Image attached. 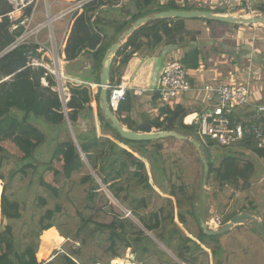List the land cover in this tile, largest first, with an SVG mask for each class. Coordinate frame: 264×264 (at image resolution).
<instances>
[{
  "label": "trees",
  "instance_id": "obj_1",
  "mask_svg": "<svg viewBox=\"0 0 264 264\" xmlns=\"http://www.w3.org/2000/svg\"><path fill=\"white\" fill-rule=\"evenodd\" d=\"M223 1L225 8L213 9L199 7L192 0H94L85 7L72 27L65 49L67 60H70L67 62L80 61L75 76L88 84H69L70 98L66 102L85 159L68 133L67 140L58 142L49 163L41 167L35 164V154L47 142V135L32 123V118L43 119L58 128L67 127L64 102L56 90L57 79L52 74L46 75L43 68L28 66L26 46L0 59V192L3 183L0 264H43L38 260L42 235L52 229L67 241L64 251L55 253L45 264H113L129 249L142 259V264H164L159 258L165 253L155 249V241L144 229L173 249L185 264H210L203 246L212 249L214 258L223 253L220 237L206 235L201 224L198 223L200 233L196 241L184 233L175 222L176 206L172 199H167L168 209L158 207L155 186L166 191L165 181L169 176L161 155V140L135 142L122 138L101 111L100 86L96 93L90 86L100 85L107 51L138 19L167 10L199 9L224 14L228 5ZM232 1L227 0L228 4ZM241 6L245 7V2ZM257 6V11L264 13V0ZM10 9L0 0L1 15ZM115 11L116 16L112 17ZM190 34L183 19L156 20L140 27L114 56L109 84L120 83L122 68L143 48L154 50L163 44L178 46ZM12 42L13 36L5 21L0 24V54ZM198 57L197 51L190 52L182 63L197 69L200 66ZM133 98V93L128 92L126 101L115 113L122 125L136 132L177 131L195 138L205 151L208 172L215 174L221 188H238L243 183L241 189L246 190L262 175L260 161L264 162V148H259L251 138L233 148H223L222 153L215 155L198 136L196 125L184 124L189 111L182 105L161 107L158 117L145 115L141 123H137L124 117V113L132 112ZM5 141L13 142L18 148L20 160L10 158L8 149L2 144ZM214 161L220 163L216 169H213ZM150 174L157 182L155 186ZM34 187L37 210L31 217L32 226H26L30 231L18 239L11 222L25 217ZM177 190L173 186L169 195L177 200L179 222L186 226L185 215L194 213L196 197L184 193L182 200ZM179 190L185 191L184 187ZM122 208L130 212L133 219L127 217ZM238 214L226 216L224 225ZM74 241H81L78 249H74ZM214 243L217 244L215 248L212 247ZM123 262L120 259L117 263Z\"/></svg>",
  "mask_w": 264,
  "mask_h": 264
},
{
  "label": "built area",
  "instance_id": "obj_2",
  "mask_svg": "<svg viewBox=\"0 0 264 264\" xmlns=\"http://www.w3.org/2000/svg\"><path fill=\"white\" fill-rule=\"evenodd\" d=\"M10 11L0 14V24L6 21L8 32L13 36L12 44L3 53H10L20 47H28L26 59L33 69H45L57 79L56 90L60 94L59 79L63 83V95L66 102L70 98L69 84L88 85L87 83L69 77L63 72L66 63L65 49L76 19L84 12L85 7L94 0H4ZM166 2V0H162ZM241 6L246 2L248 11L253 0H236ZM199 7L209 6L205 0H194ZM253 3V2H252ZM223 5V4H221ZM220 5V6H221ZM217 7V6H216ZM219 7V6H218ZM61 23V24H60ZM60 24L61 27L57 26ZM62 33L59 38V33ZM50 62L52 64H50ZM53 65V67L51 66ZM251 69V68H250ZM8 80V79H5ZM43 83L46 85L45 79ZM95 93L99 85H90ZM109 107L116 113L121 103L127 99L128 92L136 97H142L151 92L158 96L162 107L173 106L183 94L192 91L188 70L181 60L173 58L165 64L157 88L136 87L131 78H121L115 86L109 84ZM205 101L208 105L201 115H187L184 124L196 125L198 136L216 141L222 148H233L251 138L259 148H264V103L261 102L258 91L250 84L230 83L213 86H203ZM218 102L215 103V100ZM191 121H189V119ZM211 229H219L224 225L221 219L210 221ZM74 249L81 246V241H74Z\"/></svg>",
  "mask_w": 264,
  "mask_h": 264
},
{
  "label": "crops",
  "instance_id": "obj_3",
  "mask_svg": "<svg viewBox=\"0 0 264 264\" xmlns=\"http://www.w3.org/2000/svg\"><path fill=\"white\" fill-rule=\"evenodd\" d=\"M217 1L220 4L224 3L223 0ZM225 1L226 5H228L227 0ZM258 1L263 2V0ZM213 2L215 1H207L208 4H213ZM115 16L116 11L112 13V17ZM186 31L191 33L190 35L192 36H187L178 46L163 44L154 50L143 48L141 51L135 53L130 62L122 68L121 78L133 79L136 87L157 88L162 70L168 60L176 58L182 61L186 54L197 51L199 53L200 66L197 69H188L192 91L183 94L170 107L182 105L189 111L188 115L203 114L208 107L205 101V93L203 92V86L206 84L213 86L230 83L250 84L254 90L258 91L261 102L264 103V29L220 24L217 22L208 23L202 19H197L186 20ZM63 72L65 74L64 70ZM67 76L78 79L75 73H67ZM216 102H218V99L215 100ZM161 107L158 96L147 92L142 97L134 96L132 112L130 114L124 113V117H130L133 121L141 123L142 117L145 115H149L151 118L158 117ZM178 133L188 139L167 138L161 140L164 150L171 148L176 153L178 152V147L183 148L191 142V136L181 132ZM197 144H195L197 149H203L201 144L198 142ZM260 163L264 171V162L261 160ZM147 164L149 163L147 162ZM150 175L152 176V174ZM155 187L156 191L161 194L162 190H159L157 186ZM205 201L209 204L205 205ZM211 201L216 203L212 199L206 200L202 194L197 196L194 213L185 215L187 225L208 224L210 221H215L218 218L224 222L222 211H217V205L212 204ZM228 209L230 213L225 211V215L247 212L255 215L263 222L264 198L262 197L259 202H256L254 207L249 206L250 210L248 211H242L240 208L231 207V205ZM176 217L178 218V210ZM49 232H51L49 233L50 242L46 243L43 240L48 233L45 232L41 244L44 251L40 249L41 251L38 254V260L43 264L49 262L54 257V255L53 257H49L51 250H54L56 253H62L64 251L63 245L67 241L66 239L64 241L57 239V237H60V234L56 229H52ZM41 253H43L44 259H40L39 255Z\"/></svg>",
  "mask_w": 264,
  "mask_h": 264
},
{
  "label": "rangeland",
  "instance_id": "obj_4",
  "mask_svg": "<svg viewBox=\"0 0 264 264\" xmlns=\"http://www.w3.org/2000/svg\"><path fill=\"white\" fill-rule=\"evenodd\" d=\"M194 0H192L193 2ZM208 1V0H205ZM213 5L217 8L218 6L225 8V6L221 5L219 1L213 0ZM253 2V3H252ZM249 5H251V9L254 13H250L248 11L246 2L245 7L237 6L236 3H239L234 0L230 4H228V8L225 10L227 13L224 14H234V15H242V16H251V15H262L257 11V5H260L258 0H253ZM194 3V2H193ZM221 5V6H220ZM217 6V7H216ZM209 7V6H206ZM211 8V7H210ZM234 8V9H233ZM230 12V13H228ZM222 14V13H221ZM61 24V23H60ZM60 24L57 26L61 27ZM252 28H259L264 29L261 25L255 26H246ZM62 33H59V38H61ZM192 36V35H190ZM66 61H70L67 60ZM50 64H52L50 62ZM53 67V65H51ZM186 69H193L189 68L184 65ZM80 69L77 63H70L67 62L63 65V70L65 74L68 73H76ZM67 71V72H66ZM191 82V81H190ZM58 89V87H57ZM69 92H65L68 95ZM161 104V103H160ZM94 108L96 109V103H93ZM160 106V105H159ZM162 106V104H161ZM151 117V116H150ZM155 118V117H152ZM32 123H34L40 130H42L47 135V142L38 149L35 154V164L41 167L44 164H47L51 161L53 156L54 150L58 144V142L65 141L68 139L70 130L68 127L62 126L58 128L57 126L50 125L46 123L43 119H34L32 118ZM100 130V129H99ZM152 132H158L156 129ZM71 134V133H70ZM72 136V135H71ZM205 147L210 150V152L214 153L215 155H219L224 150L220 147L219 143L216 141H212L208 138L202 140ZM197 143L195 138H191V142L183 148H177L178 152H174L171 148L162 151L161 155L163 156L164 167L167 170L169 176L166 178L165 186L166 191H161V194L158 192V207L159 208H166L168 209V201L167 199H172L174 206L176 205V199L169 195L170 191L172 190L173 186H175L178 190L177 193L179 197L184 200V193L188 196L197 197L202 194L206 200L212 199L215 202L211 201L212 204L217 205V211H222L223 219L226 220L227 217L232 216L229 212V206L234 208H240L243 210H250L249 206L254 207L256 202L263 197L264 198V171L260 177L254 179L252 185L246 189L242 190L241 187L244 185L243 183L240 184L238 188H234L231 186H227L225 188H221L216 180L215 174H210L209 168L206 169L204 167L203 160L206 159L205 151L202 148H196L195 144ZM9 151L10 158L14 160H20L21 154L18 148L14 145L11 141H5L2 143ZM253 155V154H250ZM165 159V160H164ZM208 163V160H207ZM148 169L150 170V165ZM213 169H216L220 166V163L217 161L213 162ZM262 176V178H261ZM151 183L155 186L156 181L153 180L152 176L150 175ZM185 189L184 192H181L180 188ZM156 188V187H155ZM159 188V187H158ZM159 190H161L159 188ZM3 191V183H2V190L0 194V202H1V195ZM34 192L35 187L32 189L27 203L26 215L22 220L19 221H12L11 224L14 227L15 235L18 239L25 236L32 226V214L37 210L34 204ZM196 202V200H195ZM209 203L205 201V205ZM175 207V222L181 227L186 235L189 237H193L194 241L197 240V235L200 233V228L198 225H181L179 219L176 217L177 208ZM228 209V210H227ZM1 211V210H0ZM124 211V210H123ZM226 211V212H225ZM179 212V211H178ZM126 213V212H125ZM243 213V212H242ZM128 217V213H126ZM227 216V217H226ZM130 218L133 219L132 216ZM264 220V218H263ZM1 223V218H0ZM28 225L29 228L26 226ZM224 226V225H223ZM222 226V227H223ZM253 225L251 223H246L242 226L236 227L234 230L219 236V244L223 248V253L217 257H213L212 249L203 246L204 251L208 254L210 264H264V238L254 231ZM45 234L42 235V237ZM152 239L155 241L157 247V251L164 252V256H160L159 260L161 263L164 264H185L183 260H181L177 253L173 249H169L164 243L157 239L155 234H151ZM48 239H50V235H48ZM45 241V238L43 239ZM50 242V241H49ZM42 244V243H41ZM217 244H213L212 247L215 248ZM40 249L44 251L43 247L40 246ZM40 250V251H41ZM49 257H53L56 253L54 250H51ZM153 255L159 257L156 252L152 253ZM151 254V255H152ZM41 259V258H40ZM120 259L124 260L123 264L129 262L130 264H142V259L134 253L133 249H129L123 257ZM120 259H116L113 264L117 263ZM201 259H204L202 256Z\"/></svg>",
  "mask_w": 264,
  "mask_h": 264
},
{
  "label": "water",
  "instance_id": "obj_5",
  "mask_svg": "<svg viewBox=\"0 0 264 264\" xmlns=\"http://www.w3.org/2000/svg\"><path fill=\"white\" fill-rule=\"evenodd\" d=\"M163 19H183V20H197V19H205L212 22L224 23L229 25H238V26H255L261 25L264 27V14L262 15H251V16H237L234 14H221L216 13L212 10H167L161 11L155 14H151L145 17L138 19L134 22L127 30H125L119 37L116 43H114L111 48L107 51L103 63H102V72H101V81H100V108L103 112L105 118L111 122L112 128L115 129L122 138L130 141L141 142V141H160L167 138H177L181 140H187L188 138L184 135L178 133L177 131H161V132H150V133H142L136 132L133 130H129L119 121L116 114L109 107V83H110V72L112 68L113 58L118 52V50L122 47V45L126 42V39L134 33L140 27L146 25L149 22ZM6 53L0 54V59L5 56ZM59 91L61 95V99L64 102L65 107V115L67 127L70 130L72 138L78 147L82 157L85 159L83 151L80 148L79 142L77 140V136L69 119V115L66 108V100L63 95V83L62 80L59 79ZM197 144V143H196ZM198 145V144H197ZM200 146V145H199ZM204 166L208 169L207 160L204 159ZM115 203L118 204L116 200ZM119 205V204H118ZM124 212L128 213V217L131 216V213L122 208ZM138 223V222H137ZM246 223H251L253 228L256 230L258 234H260L264 238V223L258 219L255 215L247 212H243L235 216L231 221H229L226 225L219 229H211L206 223H202L201 227L204 233L208 236H222L232 230H234L238 226H242ZM148 233L149 236L152 237L151 233L144 229Z\"/></svg>",
  "mask_w": 264,
  "mask_h": 264
},
{
  "label": "bare ground",
  "instance_id": "obj_6",
  "mask_svg": "<svg viewBox=\"0 0 264 264\" xmlns=\"http://www.w3.org/2000/svg\"><path fill=\"white\" fill-rule=\"evenodd\" d=\"M191 119L192 118H190L189 119V121H191ZM0 194H1V192H0ZM50 231V230H49ZM49 231H47L48 233L45 235V241H46V243H48L50 240L48 239V235H49V233H51V232H49ZM57 237V236H56ZM57 239L59 240V241H64V238L63 237H57ZM39 257L41 258V259H44V256H43V253H41L40 255H39ZM49 258V257H48ZM122 260V259H121ZM114 262V261H113ZM121 264H123V263H121ZM124 264H130L129 262H126V263H124Z\"/></svg>",
  "mask_w": 264,
  "mask_h": 264
}]
</instances>
